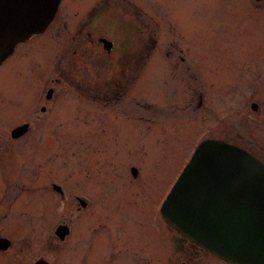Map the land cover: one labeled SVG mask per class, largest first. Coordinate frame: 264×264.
Wrapping results in <instances>:
<instances>
[{"label":"rangeland","instance_id":"rangeland-1","mask_svg":"<svg viewBox=\"0 0 264 264\" xmlns=\"http://www.w3.org/2000/svg\"><path fill=\"white\" fill-rule=\"evenodd\" d=\"M90 1L61 0L54 22H65L66 28L56 34L50 25L28 43L16 45L19 51L16 47L0 64V101H4L2 95L8 85H20L25 80L33 90L49 83L58 58L56 43L73 34L72 21L85 19L86 7L76 17L75 9L68 7ZM92 1L94 6L101 4V0ZM106 2L103 12L95 11L92 24L96 32L106 33L115 41L123 43L127 37V52L131 49L134 53V44L140 40V68L134 86L130 85L117 104L110 103L104 116L101 102H91L70 88L60 87L55 105L52 103L41 115L62 103L60 116L53 120L56 138L33 144L36 150L30 152L18 150L21 145L6 154L0 152V182L7 177L15 196L7 204L8 213L0 218V236L10 241L6 256L0 254V264H7L6 257L30 262L41 256L50 264L73 261L72 236L65 238L60 248L53 245V228L66 215H72L73 202L67 198L60 203L41 186L35 191L28 188L32 195L27 198L18 191L36 166L45 173L46 181L57 177L62 183L68 182L67 186L100 196L94 214L91 212V224L85 227L82 221L73 222L83 233L77 246L83 244L84 253H79L78 259L93 264H142L143 260L148 264H225L197 250L194 258H185V250L178 249V236L164 228L158 206L202 139L233 143L264 162V0ZM135 24L140 25V31ZM109 56L111 53L95 48L92 66L80 57L81 75L99 84L112 69ZM132 57L125 58L129 59L126 75L134 74ZM19 72L29 73L22 78ZM251 103L256 104L254 110ZM7 120L12 121L0 113V127L7 126ZM98 120L102 124L95 122ZM36 122L33 120V126ZM48 127L34 131L49 133ZM129 163L137 170L136 181L128 175ZM5 205L0 204V211ZM107 218L118 222V230L137 243L140 253L127 244L121 247L107 242L108 231L116 234L115 228L105 227ZM93 238L98 241L87 257L85 249Z\"/></svg>","mask_w":264,"mask_h":264},{"label":"water","instance_id":"water-1","mask_svg":"<svg viewBox=\"0 0 264 264\" xmlns=\"http://www.w3.org/2000/svg\"><path fill=\"white\" fill-rule=\"evenodd\" d=\"M58 1L0 0V62L15 43L43 31ZM158 211L173 232L210 256L264 264V163L247 150L220 139L199 141ZM66 232L62 224L53 230L59 237ZM8 244L0 237V248Z\"/></svg>","mask_w":264,"mask_h":264},{"label":"flooded vegetation","instance_id":"flooded-vegetation-1","mask_svg":"<svg viewBox=\"0 0 264 264\" xmlns=\"http://www.w3.org/2000/svg\"><path fill=\"white\" fill-rule=\"evenodd\" d=\"M61 0L58 1L56 9L54 11L53 16L43 29L41 33L42 34L48 27L53 26L55 29V33L61 32L63 29L66 28L65 22H54L55 16L57 14V11L59 10V4ZM92 2V3H91ZM91 3V5L88 7V5ZM100 4V2H98ZM97 4V5H98ZM72 5V4H71ZM87 5V6H86ZM81 5L80 7L75 6L72 8L71 6L68 7V9H72L73 16L76 17L78 13H81L79 10L85 9V15L83 16L85 19H79L77 21H72L70 23L73 24V34H71L67 39H65L63 42L62 40L59 41L57 44L58 46V58L55 61V74L49 78V83L45 86L43 85L42 88L38 89L39 86L32 87L33 90L30 89V86L27 84H24V81L20 85H11L6 88L7 93H4L2 95L4 101H0V113L4 112L5 114L9 115L11 118V122H7V126L2 125L0 127V147L3 148L0 149V152H4L5 154L7 152L12 151L13 147L19 146V149H24L27 152L36 150L33 149V144L39 143L42 140H50L56 138V132H54V126H53V120H55L59 112L63 109L62 103H58L57 107H54L53 112L47 113L44 117L41 116L43 113L46 112L49 107H51V104L55 105V99L57 98L58 89L60 87L70 88L73 91L77 92L80 96L88 97L91 102H101V109H102V115L104 116L108 110L104 111V109L110 108V103L117 104L118 101L124 97L125 93L129 91L131 86L133 85L135 79L137 78V74L140 68V54H141V46L139 44L140 40L138 39V43L134 44V53L130 50H126V45L128 47V41L127 37L126 40H123L122 43L117 39V41L114 40V38L108 36L106 33L103 32H96V29L94 25L92 24L93 17L95 11L103 12L104 9L107 7L106 0H101V4L98 6L93 5V1L91 0L88 4ZM95 7H99L95 10ZM66 8V5H65ZM67 9V10H68ZM135 27L137 29V32L140 31V25H136ZM95 33L98 35L95 36ZM38 34H32L27 39L20 41V42H27L32 40L34 36ZM138 38V37H137ZM104 41H108L103 43ZM20 42H17L14 44L12 51L6 56L9 57L16 49V45ZM153 42V41H152ZM26 44V43H25ZM152 44V43H151ZM130 45V44H129ZM98 49L103 54H109L111 53V57L109 56V63H112V69L110 72H107V75L104 76L103 80L99 84H93L92 78L83 77L80 72H83V68H79L82 66V62L79 61L80 57H83L85 61H89L91 66L93 64V58H92V52L94 49ZM128 49V48H127ZM19 51L18 47L16 51ZM131 53H130V52ZM129 55H128V54ZM123 56V60L128 57L133 56V60L135 63L134 67V74L133 75H126V70L129 68L126 67V62H129V59H125L121 62V59L119 57ZM5 58V59H6ZM3 59L0 64L5 60ZM69 59V60H67ZM139 59V60H137ZM108 63V64H109ZM122 63V68H121ZM114 66H118L115 68ZM120 66V68H119ZM64 72H72L75 74H66L64 75ZM85 72H90L88 69L85 70ZM129 72V70L127 71ZM13 72L12 74H14ZM21 77L23 78L26 74L29 72H19ZM19 75V74H15ZM70 75V79L69 76ZM68 80V81H67ZM70 80V82H69ZM69 82L70 84H66L63 86L64 83ZM131 85V86H130ZM134 86V85H133ZM127 90V91H126ZM21 98L20 101L17 102V100ZM54 99V100H53ZM16 102H15V101ZM136 104V100L135 103ZM59 108V109H58ZM61 108V109H60ZM50 110V109H49ZM48 110V112H49ZM66 110V108H65ZM104 111V112H103ZM36 115V116H35ZM60 116V115H59ZM97 118H100L99 112L96 114ZM2 120H6L5 117L1 116ZM33 120H37L36 125L33 126ZM92 122V121H91ZM94 122V121H93ZM96 123H101L99 120L95 121ZM104 122V119H102V123ZM101 123V124H102ZM49 126L50 128L49 133H40L38 132L40 129H43L44 127ZM23 127V131L17 132L20 128ZM41 126V128H40ZM4 128V130H3ZM34 130H38L35 132ZM28 146H30L28 148ZM254 155V154H253ZM39 166H36L35 169H32L28 172V176L22 180L23 182L20 183L19 190L24 195V198H27L31 196L32 194H29L28 191L30 190H36L38 186H41L43 188L44 193L48 192L53 198H57V200L61 203V201L66 200L67 198L71 200L72 203V215L68 214L66 215L65 220H59L56 225L62 224L67 227V232L62 236L59 237V235H55V240L53 242V245L56 247L59 246V248L62 246V243H64L65 238L72 236L71 246H73V251L70 253V257L73 261H70L68 264H93V262L90 260L84 261L82 258L78 259L79 253H84L83 250V244L79 247L77 244H79L78 238L82 237L83 233L79 230V228L74 227V223L76 224L79 221H82V224L86 227L87 225L91 224L90 217L93 212V207L95 204H98V200H100L99 194H97L95 197L92 195V193L88 192V190H85L81 187L71 186L69 184L68 186L64 182L62 183L58 179H50L48 181L45 180V173L41 172L42 170ZM37 171V172H32ZM44 171V170H43ZM31 172L33 175L32 180L31 179ZM128 175L133 179V181H136L137 179V170L133 163H129L127 167ZM43 173V174H42ZM129 182V181H127ZM131 182V181H130ZM29 184V185H28ZM30 188L28 191L27 189ZM13 193V186L11 183L8 182L7 177H5L4 180L0 182V204L3 202L6 204L4 209L0 211V218H3L5 214L8 213V209L6 212L7 204H10L15 198ZM53 193L55 197L51 194ZM13 199V200H12ZM27 206V205H26ZM159 207V206H158ZM87 212V213H86ZM92 212V214H91ZM87 216H89L87 218ZM83 217L84 219H80ZM160 217V215H159ZM105 218H103L104 220ZM160 220L166 229V231L169 234H174V232L163 222V220L160 217ZM55 225V226H56ZM105 227L110 228L113 227L116 230V234L113 236L108 231L106 234L107 242L110 244L112 241L113 243H118L121 247L124 244H127L128 246L138 249L137 251L140 253L141 250L138 247L137 243L135 241H132L127 236L123 235V233L120 232V229L118 230V222L109 221L108 218L104 222ZM54 226V227H55ZM3 237V236H0ZM5 238V237H3ZM180 241V246L178 247L179 250H182L185 252V258L190 259L195 257V251H201L194 245L188 244L184 240L177 237ZM7 239V238H6ZM83 238H80V243ZM68 240V239H67ZM98 239L93 238L91 242H89V247L85 249V253L88 257V254L93 252L94 245ZM10 243V242H9ZM9 244L4 247L0 248V254L5 255V251L8 250ZM172 246V245H171ZM202 252V251H201ZM7 264H33L38 259H43V257L38 256L37 258L31 259L30 262L24 259V261L15 260L13 261L12 258L6 257ZM91 258H94L93 255ZM44 260V259H43ZM46 261V260H45ZM48 262V261H47ZM142 262V261H141ZM195 262V261H194ZM107 263V262H106ZM196 263V262H195ZM223 263V262H222ZM48 264H50L48 262ZM142 264H148L147 260H143ZM197 264V263H196ZM226 264V263H225Z\"/></svg>","mask_w":264,"mask_h":264}]
</instances>
